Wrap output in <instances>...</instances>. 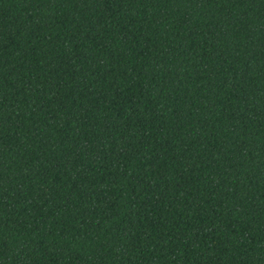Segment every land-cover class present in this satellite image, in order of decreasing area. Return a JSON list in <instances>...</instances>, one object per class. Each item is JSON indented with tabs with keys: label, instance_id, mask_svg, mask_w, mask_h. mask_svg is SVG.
I'll return each instance as SVG.
<instances>
[{
	"label": "trees",
	"instance_id": "1",
	"mask_svg": "<svg viewBox=\"0 0 264 264\" xmlns=\"http://www.w3.org/2000/svg\"><path fill=\"white\" fill-rule=\"evenodd\" d=\"M0 264H264V0H0Z\"/></svg>",
	"mask_w": 264,
	"mask_h": 264
}]
</instances>
